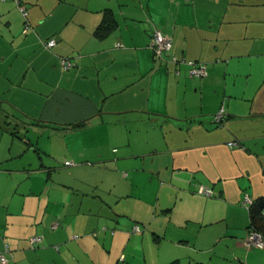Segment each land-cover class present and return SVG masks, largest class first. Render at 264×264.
Returning a JSON list of instances; mask_svg holds the SVG:
<instances>
[{
    "label": "crops",
    "instance_id": "obj_1",
    "mask_svg": "<svg viewBox=\"0 0 264 264\" xmlns=\"http://www.w3.org/2000/svg\"><path fill=\"white\" fill-rule=\"evenodd\" d=\"M23 2L27 30L15 0L0 1L7 264H264V248L243 244L249 201L264 196V0ZM106 9L115 22L100 37ZM152 27L171 37L174 55L203 61L206 74L154 60ZM62 58L74 65L64 69ZM27 125L55 138L33 148L36 158L63 161L77 181L51 185V167L40 168L37 192L17 143L31 147ZM77 131L85 136L69 143ZM111 217L116 225L105 221L94 235Z\"/></svg>",
    "mask_w": 264,
    "mask_h": 264
},
{
    "label": "rangeland",
    "instance_id": "obj_2",
    "mask_svg": "<svg viewBox=\"0 0 264 264\" xmlns=\"http://www.w3.org/2000/svg\"><path fill=\"white\" fill-rule=\"evenodd\" d=\"M50 39L54 40V43H53V45H54L56 40L54 38H49V40ZM43 44L46 47H48L45 44V41L43 42ZM118 45H119V43H116V46H118ZM52 46H50V47H52ZM73 65H74V63L72 64V66ZM71 67L64 68V69H70ZM20 118L22 120H24L25 122H27V123H31L30 121L26 120L23 116L20 117ZM5 119L8 120L7 117H5ZM1 123L3 125H6L8 130H10V129L12 130V128L15 127L14 124L8 125V124H5L3 121ZM67 127H70V126H67ZM27 129H28L27 136L32 141L31 147L26 148V146L24 144H22L21 142H17V143H19V147H22V146L24 147V151H23V155H22L23 156L22 157V162L24 164H27V167H32V170H33L32 172H27L24 176H27L28 173H31V175L37 176L36 180H30L32 182H37L36 185H35V187L38 190L37 192H41L40 191L41 188L42 189H43V187L45 188V186L42 185L44 183V179L45 178H42L43 177L42 174L38 171V169H40V168L49 169L51 167L50 180H49L51 185H56V182H58L60 184H63V182H65V180L77 181V179H74L72 177H69V176L65 175L64 170H65L66 167L64 166L63 161L60 160V161H56L55 162V160H53V159L46 158V157L44 158V156H43L44 154L43 153L40 154L41 157H43L42 161L40 159L36 158L38 156L37 155L38 152L34 151L33 148L41 147V145H47L48 142H50L51 140H53V139L55 140V138L53 136L49 135L50 133L48 131H51V130L48 129V128L46 129L44 127V125H40V126L27 125ZM73 130H74V128H73ZM83 136H85L84 132L77 131V132L66 134L65 139L67 141H69V143H73V140L78 139V138L82 139ZM16 138H17V141L20 140L18 136H16ZM104 164H107V161H104ZM80 172H83L82 174H84V173L89 172V170H87V168H82L80 170ZM15 173H18V172H15ZM84 175H86V174H84ZM22 183L24 184V182H22ZM23 184L18 187V190H22ZM122 218H120V221L122 220ZM105 221H109L110 223H114L116 225V223H115L116 222V218L115 217H111L109 220H105V218H101L100 219V223L101 224L99 225L98 230L95 231L97 236L100 234V237H101V235L103 234L104 231L102 230V223L105 222ZM125 221L130 223V220H128V219H125ZM127 225H129V224H127ZM118 228L124 229L121 225H118ZM74 236H77V235H74ZM39 237H41V236L39 235ZM250 249H255V248H250Z\"/></svg>",
    "mask_w": 264,
    "mask_h": 264
},
{
    "label": "built area",
    "instance_id": "obj_3",
    "mask_svg": "<svg viewBox=\"0 0 264 264\" xmlns=\"http://www.w3.org/2000/svg\"><path fill=\"white\" fill-rule=\"evenodd\" d=\"M15 3H16V7L19 9L20 12H22V14L25 17L26 16V5L24 4L23 0H15ZM53 43H54L53 39H50V40L47 39L45 41V44L48 47L52 46ZM149 45L151 46L152 51H153V56L156 59V58L161 56L162 52H164L170 48L171 39L167 35H163L158 30H155L153 32L151 42ZM175 59L176 58L173 56L172 60H175ZM61 64H62L63 68H69L72 66L73 63H72L71 59H69V58H62ZM187 64H188L187 72H188L189 76H203L206 74V66H205L204 62H197L194 60H188ZM215 117H216L215 119H220L221 114L217 113L215 115ZM227 144L228 145H237L238 143H236L235 141H229ZM198 191L200 193H204L207 195H209L212 192L209 187H204L202 185H200L198 187ZM139 229H140V227L137 224H135L132 227L133 231H138ZM40 240H41V238L39 236H34V237L30 238L31 243H36ZM243 242H244L243 243L244 246L247 249L264 247V237H262V235L260 233H258L257 231H254L251 229L246 230V235L243 239ZM0 260L2 263H5L7 261V258L3 252L0 254Z\"/></svg>",
    "mask_w": 264,
    "mask_h": 264
},
{
    "label": "trees",
    "instance_id": "obj_4",
    "mask_svg": "<svg viewBox=\"0 0 264 264\" xmlns=\"http://www.w3.org/2000/svg\"><path fill=\"white\" fill-rule=\"evenodd\" d=\"M0 1H2V0H0ZM111 12L112 11L110 9H106L105 14H104L105 17L103 18V20L100 22V24L95 29L96 35H98L100 37L104 36L109 31V29L112 27L111 24L112 25L114 24L115 18L113 16V13H111ZM108 13H110L112 16L110 17V14H108ZM27 22L28 21H27L26 17H24V27H23L24 30H27V29H25L26 25L29 24ZM27 26H29V25H27ZM155 30H158V29L155 27L151 28L150 38H149V42H148V47L151 49V51H152V48L149 44L151 42V38H152L153 32ZM158 31L161 34L167 35L168 37H170L168 34L162 33L160 30H158ZM170 39H171V37H170ZM171 46H172V41H171ZM171 46L168 50L162 52L161 56L156 58V59L153 57V51H152L153 59L154 60H162V61L170 60L171 62L176 63V64L185 63L187 65V68H188V64H187L188 60L203 62V61H199V60H195V59H186L184 57L179 58L171 52ZM173 56L176 58L175 60H172ZM203 76H192V77H203ZM217 113H220L221 117H220V119H215L216 118L215 117L216 114H215L214 115V121L216 123H219L223 117L222 108ZM85 122H86L85 120H81L78 122L71 123L70 125H71V127L78 128V127L83 126ZM228 146L233 147L235 145H228ZM197 191H198V189H197ZM201 194H204V193H201ZM250 229L257 231L258 233H260L262 235V237H264V196L257 197L253 201H249V204H248V225L246 227V230H250ZM94 235H96V232H94ZM262 248H264V247H262ZM257 249H261V248H257ZM7 250L8 249L5 248L4 251H7ZM1 253L2 252H0V254ZM7 253H8L7 255L4 253V255L7 258V261L5 263H2L0 260V264H7L9 262V260L12 259V257H13L12 252L7 251ZM167 264H178V263L176 261H172V262H169Z\"/></svg>",
    "mask_w": 264,
    "mask_h": 264
},
{
    "label": "bare ground",
    "instance_id": "obj_5",
    "mask_svg": "<svg viewBox=\"0 0 264 264\" xmlns=\"http://www.w3.org/2000/svg\"><path fill=\"white\" fill-rule=\"evenodd\" d=\"M34 237V236H33Z\"/></svg>",
    "mask_w": 264,
    "mask_h": 264
}]
</instances>
